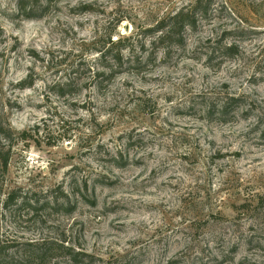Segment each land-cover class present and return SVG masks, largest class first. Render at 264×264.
I'll return each mask as SVG.
<instances>
[{
    "label": "rangeland",
    "instance_id": "obj_1",
    "mask_svg": "<svg viewBox=\"0 0 264 264\" xmlns=\"http://www.w3.org/2000/svg\"><path fill=\"white\" fill-rule=\"evenodd\" d=\"M25 2L0 0V264H264V0Z\"/></svg>",
    "mask_w": 264,
    "mask_h": 264
},
{
    "label": "trees",
    "instance_id": "obj_2",
    "mask_svg": "<svg viewBox=\"0 0 264 264\" xmlns=\"http://www.w3.org/2000/svg\"><path fill=\"white\" fill-rule=\"evenodd\" d=\"M32 2H34V5L36 7L41 5V0H32ZM25 4H26L25 0H20V6L22 10L27 9V5L25 7ZM194 9H198L197 6L193 7L192 9L183 8L179 10L177 13L168 17L164 21V24L160 27L161 30H159V32L163 34L161 40H171L172 41L176 39L177 34H180V33L182 34L188 27L193 26L191 19L194 15V11H193ZM124 42L125 40L118 39L116 42H112L111 44L113 47H118V46H121ZM8 161H9L8 158L4 160L3 165L5 168H7L8 166Z\"/></svg>",
    "mask_w": 264,
    "mask_h": 264
}]
</instances>
